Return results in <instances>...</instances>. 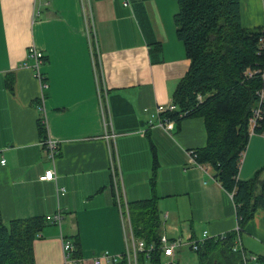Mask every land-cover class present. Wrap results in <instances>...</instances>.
Here are the masks:
<instances>
[{"label":"crops","instance_id":"0c3cea01","mask_svg":"<svg viewBox=\"0 0 264 264\" xmlns=\"http://www.w3.org/2000/svg\"><path fill=\"white\" fill-rule=\"evenodd\" d=\"M176 12V0H0V219L7 225L60 215L33 241L35 264H66L62 240L78 246L82 264L124 254L127 216L115 201L112 162L126 204L150 199L155 178L161 236L191 241L236 230L232 195L212 168L204 173L190 162L189 152L206 145L202 120L147 127L158 106L173 103L189 69ZM29 48L43 54L46 88ZM45 138L58 142L53 160ZM263 167L264 137L251 136L238 180ZM46 171L53 180L40 181ZM239 238L248 254L264 258L263 209ZM184 250L191 252L182 248L170 259L179 262Z\"/></svg>","mask_w":264,"mask_h":264},{"label":"trees","instance_id":"16d2710c","mask_svg":"<svg viewBox=\"0 0 264 264\" xmlns=\"http://www.w3.org/2000/svg\"><path fill=\"white\" fill-rule=\"evenodd\" d=\"M176 5V37L190 65L172 95L176 110L167 117L174 122L192 117L202 120L206 145L191 150V155L197 164L209 165L216 181L232 195L239 229V233L207 240L193 253L198 264H243L241 252H233L237 236L258 208L264 210V167L251 180H238L241 156L250 138L247 122L256 92L264 86V78L246 79L244 73L264 69V55L258 53L264 27L250 30L242 26L240 0H176ZM7 88L12 89L10 81ZM181 113L186 115L179 118ZM38 129L44 135L42 120ZM150 187V199L127 203L135 239L154 246L148 257L138 255L137 264H163L154 177ZM46 223L45 218L34 217L3 225L0 219V264H35L32 244ZM73 256L80 257L77 245ZM255 262L264 264V258L255 257Z\"/></svg>","mask_w":264,"mask_h":264},{"label":"built area","instance_id":"2783aa9c","mask_svg":"<svg viewBox=\"0 0 264 264\" xmlns=\"http://www.w3.org/2000/svg\"><path fill=\"white\" fill-rule=\"evenodd\" d=\"M264 9V6H263ZM259 54L264 55V37L260 38L259 40ZM28 58L32 59L34 62L33 70L35 72L36 79L41 83L42 88H46V84L44 83V79L39 72V68L43 63V54L39 51L35 50L34 48H29L27 53ZM255 76H260L264 78V69L262 70H247L244 73V77L246 79H251ZM201 97L198 96V100ZM98 99L100 103V107L102 108V99L103 96L101 92L98 90ZM256 104L255 107L251 110V115L248 119L247 126H248V133L249 136L259 135L264 137V86H262L256 92ZM176 110V106L171 103L167 106H158L155 109V112L149 115L147 119V127L150 128H160L162 130H167V126L172 122L167 115L174 112ZM185 113L179 114V118L185 116ZM104 116V115H103ZM43 122V121H42ZM44 124V122H43ZM105 127H107V121L104 120ZM107 138H113V136H108ZM42 146L44 148V152L48 159L53 160L58 153L59 145L58 142L51 140L50 138H46L42 142ZM191 151L189 152L190 162L200 168V170L206 173L211 167L209 165H199L195 162V158L191 155ZM243 156V154H242ZM241 156V158H242ZM1 164L4 161L0 162ZM112 176L114 181V189L116 200L118 204V208L120 210L121 215H126V227H124L125 231V242L126 248L125 252L122 255H111L107 252L102 253L101 255L94 257L91 259L92 264H120L125 262V264H137V257L139 254H145L147 257L154 249V246H146L143 241L136 240L128 215L127 204L124 202L122 188L120 186V175L116 166L115 162H112ZM40 181H51L53 180V172L46 171L44 174L39 178ZM46 222L51 223H59L60 222V215L57 214L54 217H46ZM236 233H239L238 227L234 230ZM211 239V237L205 232L201 236V238L191 241H184L182 238H174L169 239L165 236H161L159 240V247L162 251L163 256L166 258H173L175 252L182 248H189L192 252H196L199 247H201L207 240ZM241 243L239 235L236 239V245L233 247V252L240 251L242 262L243 264H256L254 256H248L242 252ZM62 253L64 257V261L66 264H82V259L73 258L74 248L73 246L67 242L62 240Z\"/></svg>","mask_w":264,"mask_h":264},{"label":"rangeland","instance_id":"374dc122","mask_svg":"<svg viewBox=\"0 0 264 264\" xmlns=\"http://www.w3.org/2000/svg\"><path fill=\"white\" fill-rule=\"evenodd\" d=\"M263 0H240V11L241 8L243 12H247L248 10V17L247 13L244 15L243 18L241 17V24L244 27H252L250 30H260L264 27V9H263ZM248 19L249 23L246 22ZM248 29V28H246ZM202 100V98H200ZM189 249V248H187ZM166 258L165 256H163ZM173 259H166L163 260L164 264H198L196 254L189 252L188 250H184L180 254L179 262H177L176 258L175 261ZM150 264V262L146 263ZM251 264V263H250Z\"/></svg>","mask_w":264,"mask_h":264}]
</instances>
